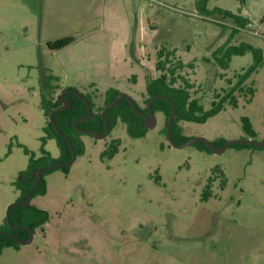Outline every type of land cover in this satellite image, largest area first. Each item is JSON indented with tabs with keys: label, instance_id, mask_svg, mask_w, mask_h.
<instances>
[{
	"label": "rangeland",
	"instance_id": "1",
	"mask_svg": "<svg viewBox=\"0 0 264 264\" xmlns=\"http://www.w3.org/2000/svg\"><path fill=\"white\" fill-rule=\"evenodd\" d=\"M248 23L249 29L231 26ZM66 36L73 39L68 45L47 47ZM242 43L260 48L263 63L232 93L237 107L225 102L204 122L179 121L183 134L215 144L247 138L242 116L254 139L264 141V0H0V226L20 197L13 183L27 168L23 148L38 157L44 141L51 157L59 155L55 140L46 138L42 90L56 97L74 87L96 110L112 88L143 108L164 47L175 50L177 72L207 110L253 64L249 51L232 55L226 67L217 61ZM48 73L57 78L52 88L42 84ZM155 116L141 137H130L120 120L104 139L81 133L83 152L69 172L46 174L45 193L30 200L48 211V221L29 244L3 248L0 264H264V150L174 148L164 115ZM114 139L118 152L101 158ZM209 178L212 195L202 201Z\"/></svg>",
	"mask_w": 264,
	"mask_h": 264
},
{
	"label": "trees",
	"instance_id": "2",
	"mask_svg": "<svg viewBox=\"0 0 264 264\" xmlns=\"http://www.w3.org/2000/svg\"><path fill=\"white\" fill-rule=\"evenodd\" d=\"M218 12L225 17L230 16L235 22L239 25L243 24V18L239 15L231 14L227 11L218 9ZM72 38L69 36L62 37L56 39L52 42H47V47L52 50H56L62 48L69 43L72 42ZM251 52L253 55V64L250 65L246 72L238 76V80L235 86L231 89L229 88L223 95H218L219 97L217 101H212L209 109L205 110L203 105L199 102V100L191 95L192 83L189 82L186 78L181 76L177 70L182 68V63L178 60L175 64L172 62L173 55L175 54V50H167L162 47L157 51V61L155 69L158 71V75L154 78H151L145 85V107L141 108L135 102V106L146 112V105L150 98L166 95L168 96L176 106V114L174 115L171 127L172 138L176 143H183L188 140L191 136H187L183 134L182 127L179 124V121H192L196 123L204 122L207 118L214 116L218 112H220L224 108V103L228 102L233 108L237 107V100L232 95L234 90H236L238 85H241L243 81L249 76L251 72H254L259 66L263 63L261 49L251 46L248 43H242L238 46H229L224 52L220 55V58H217V61L221 64V67H226V63L230 60L232 55H243L244 52ZM191 66V64H189ZM56 76L51 74H43L42 84L44 88H52L50 86V82L56 80ZM181 81L180 84H177L178 81ZM230 82V80H228ZM73 87H66L65 89H69ZM240 91L243 89L238 88ZM247 93L250 95L246 99L247 103L251 102V98L254 94L253 88H247ZM119 93L116 89H108L107 97L105 98L103 104L99 107H96L94 110L95 104L93 103L90 96L80 94L86 96L89 101V104L93 110V114L89 119L78 122V127L85 129H93L100 132L104 131L105 124L100 115V111L104 105L111 102L115 96ZM68 99L71 103L70 107L64 110H59L54 113V120L56 122L57 127L70 139L76 155H79L83 152L82 142L80 140L81 133L77 132L73 127V123L80 117H83L88 114V110L86 104L83 100H81L75 94H69ZM60 103L51 97V93H47L44 90L41 91L40 98V108L42 109L45 117H48L49 112L58 107ZM151 109L154 113L160 112L164 115L165 123H164V133L166 134V124L169 114L172 111V107L170 102L167 99L160 98L156 99L151 103ZM105 117L108 120L110 125V129L114 126L117 120L123 122L126 126L127 134L132 137H141L146 133L147 128L144 127V119L136 114L129 103V101L125 97H121L117 103L111 106L105 112ZM241 128L247 134V137L255 138L256 132L254 131L250 119L247 116H242L240 118ZM46 138L54 139L56 146L59 149V155L56 158L51 157L49 152H47L44 148V141L41 143L40 151L41 155L35 157L32 152H29L26 148H23L25 154L28 155V164L26 170L19 177V181L14 182L15 189L20 191V197L18 200H25L29 187L33 183L35 176H31V171H36L38 168L42 166H46L52 163H58L62 161H66L71 158V149L69 147L66 139L61 136L50 123L45 126ZM226 140L223 138L219 139L218 144L213 143L215 146H221ZM119 140L114 139L111 140L105 150H103L100 154L101 158L107 157L112 158L118 152ZM199 150H205L207 152H212L208 149L203 142H195ZM231 146L240 147V148H255V149H263L262 147L237 143ZM230 147V146H229ZM70 165L62 166L58 169L62 170L65 174L69 172ZM53 170H45L42 173L41 179L39 183L34 187L32 198L37 195H41L45 193L46 190V180L45 175L52 172ZM213 178H209L205 188L201 194V200L206 201L212 195L211 184ZM226 184L225 179H221L219 186L223 188ZM49 214L47 210L38 208L34 205H13L9 209V220L12 225L18 226H26L30 227L33 231L37 228H42L43 224L48 221ZM0 231H6L18 238L27 239L28 231L11 229L6 221L4 220V226H0ZM19 242L12 238L11 236L0 233V253L5 247H13L18 249Z\"/></svg>",
	"mask_w": 264,
	"mask_h": 264
},
{
	"label": "water",
	"instance_id": "3",
	"mask_svg": "<svg viewBox=\"0 0 264 264\" xmlns=\"http://www.w3.org/2000/svg\"><path fill=\"white\" fill-rule=\"evenodd\" d=\"M68 93H73V94L77 95L81 100H83L85 102L86 107H87V110H88V114L87 115L78 118L73 123V126H74L75 130H77L80 133L92 134L96 138H102V139H104V138H106L108 136L109 130H110V125L108 123V120L105 117V112H106L107 109H109L115 103H117L118 100L121 97H125L129 101L132 110L136 114H138L139 116H141L144 119V127H146V128L147 127H150V126H154L156 124V116H155V113L151 109V103L154 100H156V99L164 98V99H167L170 102L171 107H172V111H171V113L168 116L167 124H166V137H167V140H168V143L170 144V146H172L174 148H184V147H186L188 145H192L195 142L200 141V142H203L205 144V146L208 149H210L215 154H221L229 146H231L233 144H237V143L249 144V145H254V146H258V147L264 148V141H258V140H255L253 138H250V137L226 140L221 146H215L211 141H209L208 139H206L203 136H191L188 140H186L183 143H180V144L179 143H176L173 140L172 134H171L172 121H173L174 115L176 114V106H175L174 102L168 96H166V95H159V96H155V97L150 98L148 100V102H147V105H146V113H145V112L139 110L135 106L134 99L130 95H128L126 92H119L115 96V98L111 102H109L106 105H104L102 107L101 111H100V115H101L102 120L104 121V124H105V128H104V131L103 132H100V131H97V130H93V129L80 128L77 125L78 122L90 118L92 116V113H93L92 112V108H91V106L89 104V101L86 98V96L80 94V92L77 89H67V90H64V91L60 92V94H58L57 97H56L57 101L59 103H61V105L58 106V107H56V108H54V109H52L49 112L47 119H48L49 123L52 125V127L61 136H63L66 139V141L68 142L69 147L71 149V158L68 159V160H66V161H62V162H58V163H53V164H49V165H46V166H42V167L38 168L36 171H31L30 172L31 173V176H35V179H34L33 183L31 184V186L29 187V190H28L26 199L25 200L14 201V202L10 203L7 206L6 213H5V221L8 224V226L10 228H12V229H27L28 232H29V236L25 240L24 239H21V238H18L15 235L8 234L9 236H11L12 238H14L15 240H17L21 244H28V243L31 242L32 237H33V231L29 227H25V226H21V225L15 226V225H12L11 224V222L9 220V209H10V207L13 206V205H23V206L28 205L30 203L31 198H32L33 189L39 183V181L41 179V176H42V173L45 170L57 169V168H60L62 166L70 165L74 161V159L76 157L75 149H74V147H73L70 139L57 127L56 122H55L54 117H53L54 116V113L56 111L63 110V109H67L70 106L69 100L68 99H65V98H62L63 95L68 94Z\"/></svg>",
	"mask_w": 264,
	"mask_h": 264
},
{
	"label": "flooded vegetation",
	"instance_id": "4",
	"mask_svg": "<svg viewBox=\"0 0 264 264\" xmlns=\"http://www.w3.org/2000/svg\"><path fill=\"white\" fill-rule=\"evenodd\" d=\"M68 87V86H67ZM66 87H64V88H62L61 89V91L60 92H62V91H64V90H67V89H65ZM69 89H75L74 87L73 88H69ZM60 92L58 93V94H60ZM57 94V95H58ZM69 94H73V93H68V94H65V95H63L62 96V98H65V99H68V95ZM57 95H56V97H57ZM52 97V96H51ZM56 97H52L53 99H55V100H57L56 99ZM69 100V99H68ZM70 102V101H69ZM60 105H61V103H60ZM59 105V106H60ZM70 105H71V103H70ZM70 107V106H69ZM68 107V108H69ZM64 110V109H63ZM92 112H93V110H92ZM146 113V112H145ZM93 114V113H92ZM89 119V118H88ZM84 121V120H83ZM74 127V126H73ZM85 129V128H84ZM77 131V130H76ZM78 132V131H77ZM80 133V132H79ZM75 154H76V152H75ZM53 164V163H52ZM58 169V168H57ZM52 170H54V169H52ZM26 227V226H25ZM30 228V227H29ZM12 229V228H11ZM13 230H16V229H13ZM20 230H27V229H20ZM36 230V229H35ZM34 230V231H35ZM28 231V230H27ZM33 231V230H32ZM34 231H33V234H34ZM0 233H3V234H5V235H8V234H10V235H13V234H11V233H9V232H6V231H1ZM9 236V235H8ZM28 236H29V232H28ZM28 238V237H27ZM33 238V237H32ZM25 240V239H24ZM32 241V240H31ZM19 244H21V243H19ZM29 244V243H28ZM22 245H26V244H22Z\"/></svg>",
	"mask_w": 264,
	"mask_h": 264
},
{
	"label": "built area",
	"instance_id": "5",
	"mask_svg": "<svg viewBox=\"0 0 264 264\" xmlns=\"http://www.w3.org/2000/svg\"><path fill=\"white\" fill-rule=\"evenodd\" d=\"M206 19L209 20V21H213V22L220 23V24H226L225 22H223V21H221V20H218L216 17L213 18V17H211V16H207ZM236 25H237V26H236ZM250 25H251V24L248 23V24H245L244 27H240V26H238V24H231V26L234 27L235 29H244V28L249 29ZM253 33L256 34L255 32H253Z\"/></svg>",
	"mask_w": 264,
	"mask_h": 264
},
{
	"label": "crops",
	"instance_id": "6",
	"mask_svg": "<svg viewBox=\"0 0 264 264\" xmlns=\"http://www.w3.org/2000/svg\"><path fill=\"white\" fill-rule=\"evenodd\" d=\"M48 74H50V73H48Z\"/></svg>",
	"mask_w": 264,
	"mask_h": 264
}]
</instances>
